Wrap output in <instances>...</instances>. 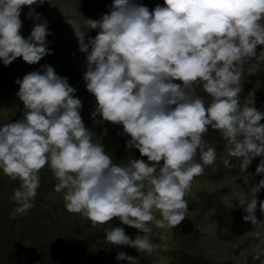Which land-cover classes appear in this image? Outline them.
<instances>
[{"label":"clouds","instance_id":"9594fccd","mask_svg":"<svg viewBox=\"0 0 264 264\" xmlns=\"http://www.w3.org/2000/svg\"><path fill=\"white\" fill-rule=\"evenodd\" d=\"M37 3L44 0H0L5 66L17 57L36 64L51 54L47 21L31 7ZM22 6L29 7L27 18L34 21L27 38L20 34ZM109 7L99 20L72 25L86 54L83 80L96 100L90 115L122 125L130 137L121 136L126 149H138L144 160L128 156V163L114 164L85 127L76 89L45 64L14 81L25 111L22 119L0 126V170L19 182L11 196L16 204L11 218L34 207L38 173L48 165L57 181L50 188L63 194L69 213L81 214L93 227L118 218L143 235L130 238L123 227H112L106 230L107 244L152 255L161 247L150 238L153 227L168 232L181 223L193 180L216 161V149L202 139L209 126L222 134L227 155L240 160L242 171L255 157H264V113L253 99L241 103L240 98L243 64L254 57L264 60V50L256 53L264 46V0H164L151 11L135 0H112ZM85 27L98 30L87 43ZM194 86L209 94L210 104ZM223 164L230 166L228 159ZM255 172L264 174V159ZM262 188L264 178L251 187L253 199H241L238 206L246 205L241 219L255 226L252 235L264 245V226L255 215L258 203L264 214V200L256 197ZM261 256L264 247L258 246L254 258ZM111 259L139 264L138 257L124 252Z\"/></svg>","mask_w":264,"mask_h":264},{"label":"rangeland","instance_id":"374dc122","mask_svg":"<svg viewBox=\"0 0 264 264\" xmlns=\"http://www.w3.org/2000/svg\"><path fill=\"white\" fill-rule=\"evenodd\" d=\"M135 2L147 7V3L152 0H135ZM111 4L112 0H44L43 4L37 3L31 6L35 13L40 14L42 20L47 21L50 34L45 39L46 47L51 50V54H46L38 63L31 65L23 61L21 57H17L8 66L0 61V77H2L0 80V126L23 118L25 109L22 101L16 95L19 85L14 81L22 79L29 72L42 71V66L47 64L54 68L57 75L67 78L69 85L76 89L73 95L82 103L79 114L85 127L93 132V142L100 143L104 147L114 164L124 165L133 159L128 160L127 157L125 158L124 155L117 152L121 141L119 138L123 135L127 140L130 139L127 134L123 133L122 125L105 121L99 114L94 121L90 115L96 107V100L86 89L83 80V73L86 71V54L79 50V43L72 28V25L83 27L86 19L99 20L103 14L110 12ZM148 9L150 10V8ZM28 11V6H22L19 17L22 21L20 34L24 38L29 36L34 25V21L27 18ZM84 31L85 35L86 32L91 31L92 37H95L98 30L85 27ZM85 43H87L86 38ZM38 175L40 187L33 200V212L13 219L10 213L15 209L16 204L12 201L11 196L13 191L19 187V182L8 178L0 170V264H35L37 260L35 251L38 250L42 258L46 259L51 246L50 240L63 236L72 239L73 243L78 246H84L101 261H113L111 256H103V246L108 250L111 248L115 251H118L119 248V252L126 250L129 256L139 258V264L152 261V255L141 254L133 247L107 244L106 230L111 229V225L106 228L104 224L93 227L91 222L81 214L69 213L65 207L63 194L56 193L50 188L57 181L48 165H45ZM204 179L206 178L202 175L195 177L187 195L194 191L199 194V188ZM12 203L15 204L13 209L10 208ZM33 220L35 223H46L43 224L48 226L47 230L42 229L39 224L38 228L32 227L28 232V224ZM116 220L119 219L116 218ZM53 223H55V227L51 230ZM118 225L123 226L120 221ZM125 233L133 238V227L127 226ZM137 234L143 235L139 230ZM150 238L154 243L153 237ZM161 243L167 244L168 241L155 242L158 245ZM16 244L22 248L23 257L21 260L14 259L13 255L8 253L10 247L12 246L13 250ZM72 250H77V248L73 247ZM61 254L66 255L67 253ZM85 260L95 264L88 257ZM38 262L44 264L42 260ZM121 262L122 260H116L109 264H120Z\"/></svg>","mask_w":264,"mask_h":264},{"label":"flooded vegetation","instance_id":"af4514ba","mask_svg":"<svg viewBox=\"0 0 264 264\" xmlns=\"http://www.w3.org/2000/svg\"><path fill=\"white\" fill-rule=\"evenodd\" d=\"M147 4L151 11L157 4L164 6V0H152ZM261 50H264V46L258 45L257 56ZM242 68L245 71L242 76L241 103L247 97L253 99V106L264 113V60L254 57L244 63ZM250 70H254L255 74H248ZM194 92L205 99L206 106L211 103L209 94L202 87L194 86ZM260 123L264 124V119ZM202 139L216 149V161L205 167L202 176L206 179L200 185L199 194L195 191L186 194L188 211L181 223L168 232L153 227L154 243L163 241L159 239L160 235H167L169 239L166 240L167 244L161 243L162 246L152 254V264H261L264 256L260 260L254 256L257 247L264 245L252 235L255 226L242 221L246 205L238 206V202L241 199L245 202L253 199L251 187L264 178V174H256L255 169L264 157H255L248 168L242 171L240 160L227 155V142L218 130L209 126V131L203 134ZM135 150L125 147L119 154L125 158L143 159L136 155ZM196 159L199 162V157ZM225 159L229 160L230 166L223 164ZM256 197L258 202L264 200V188ZM255 215L260 219V225L264 226V214L259 210V203ZM213 239L220 242L219 245L214 246Z\"/></svg>","mask_w":264,"mask_h":264},{"label":"trees","instance_id":"16d2710c","mask_svg":"<svg viewBox=\"0 0 264 264\" xmlns=\"http://www.w3.org/2000/svg\"><path fill=\"white\" fill-rule=\"evenodd\" d=\"M2 79V77H0V80ZM120 140V138H119ZM119 148V147H118ZM118 152V149H117ZM54 190V187L51 188ZM118 222L119 220H115L114 223H116V225L118 226ZM106 228V227H105ZM135 237V236H134ZM54 242H55V246L57 248V253L55 254V256H52L50 254V249H49V253L46 259H43L40 252L38 250L35 251V254L37 255V260L36 261H44V264H84V263H80V262H85L87 264H92L91 262L86 261V257L90 258L91 260H93L94 256L92 255V252L89 251L87 248H85L82 245H76L73 243L72 239L67 238L66 236L60 237V238H53ZM19 244H16L15 247H18ZM75 247L77 248V250H72V248ZM82 248V249H79ZM104 248V254L103 256L105 257L106 255L111 256L112 258L116 259V255L119 252V248L118 251H115L111 248H109V250L103 246ZM124 253H126L128 255V251L123 250ZM61 253H67L66 255H63ZM123 262L125 264H128V261L126 260H122V264ZM95 264H103V261H101V259L96 258Z\"/></svg>","mask_w":264,"mask_h":264},{"label":"bare ground","instance_id":"6f19581e","mask_svg":"<svg viewBox=\"0 0 264 264\" xmlns=\"http://www.w3.org/2000/svg\"><path fill=\"white\" fill-rule=\"evenodd\" d=\"M242 71H245V68H242ZM13 207H15V204H14V203L11 204L10 208L13 209ZM33 210H34V207L31 208L27 213H32ZM115 220H116V218H113L112 221L108 222L107 224H104V227H106V226H108V225H111L112 227H123L124 230L127 228V225H123V226H119V225H118V226H117V225L114 223ZM43 223H44V222L35 223L34 220H33V221H31L30 224H28L27 231L30 232L32 227H34L35 229L38 228V225H39V224L41 225V228H42V229L47 230L48 226L44 225V224H46V223H44V224H43ZM244 224H245V222H244ZM54 227H55V223H53V226L51 227V230H53ZM137 232H138V230L135 229V228H133V238H134V236H136V235L139 234V233L137 234ZM151 237H152V235H151ZM50 243H51L50 254H51L52 256H55V254L57 253V248H56V246H55V242H54V240L52 239V240H50ZM219 243H220V242H218L216 239H213V245H214V246H216L217 244L219 245ZM8 253H9V254H12L13 257H14V259H16V260H21L22 257H23V253H22V248H21V247H15V248L12 250V246H11L10 249L8 250ZM95 261H96V258L94 257V258H93V262H95ZM28 264H31V263H28ZM35 264H40V263H39L38 261H36ZM75 264H77V263H75ZM120 264H122V263H120ZM123 264H125V263L123 262ZM146 264H152V261H148Z\"/></svg>","mask_w":264,"mask_h":264},{"label":"water","instance_id":"95a60500","mask_svg":"<svg viewBox=\"0 0 264 264\" xmlns=\"http://www.w3.org/2000/svg\"><path fill=\"white\" fill-rule=\"evenodd\" d=\"M89 36H91V37L93 36V33L91 31L86 32V35H85L86 42H87V39H88ZM124 147H125V141L122 140L121 143H120L119 152H123ZM136 154H140L139 151H138V149H136ZM145 158H147V157H145Z\"/></svg>","mask_w":264,"mask_h":264}]
</instances>
